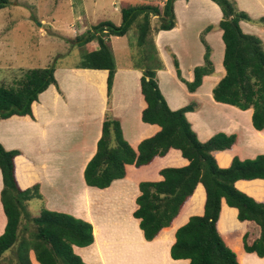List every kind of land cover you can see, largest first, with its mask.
<instances>
[{"label": "trees", "instance_id": "trees-1", "mask_svg": "<svg viewBox=\"0 0 264 264\" xmlns=\"http://www.w3.org/2000/svg\"><path fill=\"white\" fill-rule=\"evenodd\" d=\"M174 1L164 0L162 9L147 2L128 4L120 9L119 24L104 20L85 34L75 37L76 43L81 44L97 41L98 46L84 52L77 67L106 73L108 102L115 73L109 38L126 35L137 21L136 50L139 48L142 57H136L137 51H133L131 56L134 57V66L142 70L140 90L145 106L141 110V120L159 127L133 147L123 138L119 120L107 112L96 152L85 166L84 178L88 185L103 188L114 179L124 177L127 165L138 168L165 157L172 150L179 152L185 163L177 165L167 162L158 170L159 179H142L138 182L137 207L132 214L139 220L145 239L156 237L162 228L182 214L187 209L189 198L193 197L197 202L202 196L203 211L190 214L176 228L175 240L170 248L171 257L188 258L189 264H240L236 252L217 227L221 200L225 199L228 206L237 208L239 221H247L241 222L248 227L242 235L244 250L264 256V202L235 186L238 179L264 180V154L246 159L234 155L228 166L221 167L212 152L230 148L235 135L219 132L206 141H200L185 115L186 111L194 108V103L178 109L168 106L156 78V70L162 68L163 63L152 32L174 26ZM212 1L222 11L219 26L223 31L225 46V75L213 87V98L240 109L252 108L253 126L258 130L264 129V45L258 36L241 29L240 20L251 18L245 11L239 10L233 0ZM8 3L9 0H0V8ZM152 14L158 15V23L154 26L150 22ZM205 46L204 62L194 68L193 81L181 77L178 61L174 57L177 74L186 82L189 90L198 87L203 75L213 71L210 48L207 44ZM54 68L55 63L30 68L15 83L0 85V118L11 115L33 118L32 104L38 100V95L50 84H56ZM19 154L18 149L7 150L0 143L3 180L0 198L7 219L5 229L0 234V264H4L3 254L11 249L16 250L19 264H33L31 251L40 264H87L73 251L72 246H86L93 242L89 222L46 208L33 217L35 228L21 222L25 212L24 203L41 197V194L38 184L20 188L15 176V157ZM253 233L257 236L250 241Z\"/></svg>", "mask_w": 264, "mask_h": 264}, {"label": "crops", "instance_id": "crops-1", "mask_svg": "<svg viewBox=\"0 0 264 264\" xmlns=\"http://www.w3.org/2000/svg\"><path fill=\"white\" fill-rule=\"evenodd\" d=\"M233 1L251 18L240 20L241 29L258 36L264 45V0ZM142 2L155 4L160 9L164 5V0ZM173 8L174 26L152 32L163 63V67L156 70V78L168 106L178 109L194 103V108L185 115L200 141L219 132L235 135L230 148L212 152L219 166H228L234 155L246 159L264 154V129L253 126L252 108L240 109L216 101L212 95L213 87L225 75L220 7L212 0H175ZM157 20L158 15H152L151 25H157ZM120 38H109L113 52V40ZM91 42V48L98 46L95 40ZM206 44L210 48L213 71L203 75L198 87L189 90L177 74L174 57L181 77L193 81L194 68L204 62ZM141 73L133 59L128 64H115L108 103L105 72L80 68L77 64L55 63L56 84H50L38 95V100L32 104L33 118L28 115L0 118L1 145L7 150L20 151L15 157V176L20 188L38 184L41 197L27 201H40L36 215L46 208L70 214L92 225L93 242L72 246L87 264H189L188 258H172L170 248L176 228L190 214L203 211L202 196L197 202L193 197L189 198L187 209L151 240L145 239L139 220L132 214L137 207L139 180L159 179L158 170L167 162L185 163L179 152L172 150L165 157L138 168L127 165L124 177L114 179L103 188L88 185L84 178L85 166L96 152L107 112L119 120L123 138L133 147L159 129L157 125L141 120V110L145 106L140 90ZM235 186L264 202L263 179H238ZM2 187L0 169V192ZM6 221L0 198V234ZM241 222L247 221H239L237 208L228 206L222 199L217 227L236 252L239 263L264 264V256L244 250L242 235L248 227ZM256 236L251 234L250 241ZM30 259L33 264H40L33 251Z\"/></svg>", "mask_w": 264, "mask_h": 264}, {"label": "rangeland", "instance_id": "rangeland-1", "mask_svg": "<svg viewBox=\"0 0 264 264\" xmlns=\"http://www.w3.org/2000/svg\"><path fill=\"white\" fill-rule=\"evenodd\" d=\"M142 1L9 0L5 7L0 8V85L15 83L30 68L47 67L54 63H80L83 53L92 47V42L76 43L75 37L85 34L104 20L119 24L121 7ZM137 35L136 21L126 35L113 40L115 64H128L134 58L131 56L133 51L138 52L136 57H142L139 48L136 50ZM24 204L21 222L35 228L32 219L39 215L36 214L40 201L33 199ZM16 257V250L11 249L3 254L2 261L4 264H19Z\"/></svg>", "mask_w": 264, "mask_h": 264}]
</instances>
